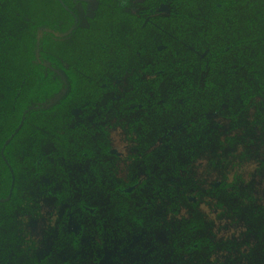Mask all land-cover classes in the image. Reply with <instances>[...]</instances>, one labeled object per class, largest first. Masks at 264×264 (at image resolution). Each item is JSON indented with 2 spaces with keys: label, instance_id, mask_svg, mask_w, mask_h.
<instances>
[{
  "label": "flooded vegetation",
  "instance_id": "flooded-vegetation-1",
  "mask_svg": "<svg viewBox=\"0 0 264 264\" xmlns=\"http://www.w3.org/2000/svg\"><path fill=\"white\" fill-rule=\"evenodd\" d=\"M204 1L0 0V264H264V189L214 156L264 53L243 86L252 14Z\"/></svg>",
  "mask_w": 264,
  "mask_h": 264
},
{
  "label": "rangeland",
  "instance_id": "rangeland-1",
  "mask_svg": "<svg viewBox=\"0 0 264 264\" xmlns=\"http://www.w3.org/2000/svg\"><path fill=\"white\" fill-rule=\"evenodd\" d=\"M240 29L242 30V38H246L247 34L243 31L242 27ZM243 46L244 45L241 46V54L238 61L232 58L231 63H227L225 69L234 70L235 65L239 63L242 80H244L246 84L247 82H252V80V83H254L255 81L252 78L253 75H251L249 69V67L252 66V59L249 56L251 50L248 49L249 46ZM260 51L264 53V47ZM263 69L264 66L260 69V72H262ZM249 98L250 99L244 102V104L241 102L240 115L235 123L233 124L228 120L226 121L227 127L225 128L224 134L227 136L235 135L231 142L232 144L224 145L220 152L216 149L214 156L221 157L224 160L226 168L225 174L228 177L241 171L243 176L248 175L246 179L249 182H252L253 185L263 187L264 189V167L260 169L259 172H255L252 170V164H250L259 162L264 165V96L252 90ZM236 111L237 109L234 108L233 117H237L235 114ZM209 152H212V150L210 149L207 155ZM205 179H210L211 182H214L219 178L214 174ZM254 194L256 193L254 192Z\"/></svg>",
  "mask_w": 264,
  "mask_h": 264
},
{
  "label": "trees",
  "instance_id": "trees-1",
  "mask_svg": "<svg viewBox=\"0 0 264 264\" xmlns=\"http://www.w3.org/2000/svg\"><path fill=\"white\" fill-rule=\"evenodd\" d=\"M176 7H180L178 12L203 11L206 9L204 0H175ZM211 1V0H209ZM217 4H220L218 6ZM36 3L34 4V6ZM213 11L228 10L231 12L240 11L244 14H252L242 16L241 27L247 34L246 38H242V44H251V46L259 52L264 46V0H212L207 4V9ZM262 45V46H261ZM225 49L224 47L222 48ZM57 54H51L50 56ZM52 58V57H51ZM252 69V67H251ZM245 85V82H242ZM227 143L232 142V138H227Z\"/></svg>",
  "mask_w": 264,
  "mask_h": 264
}]
</instances>
